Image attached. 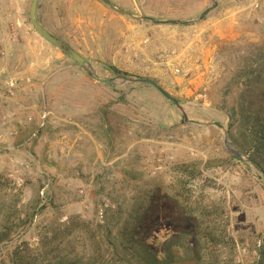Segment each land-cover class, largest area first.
<instances>
[{
  "label": "rangeland",
  "instance_id": "374dc122",
  "mask_svg": "<svg viewBox=\"0 0 264 264\" xmlns=\"http://www.w3.org/2000/svg\"><path fill=\"white\" fill-rule=\"evenodd\" d=\"M111 1L136 16L190 22L154 23L101 0H37L36 21L80 65L35 30L31 0H0V220L12 227L0 264L55 254L67 239L59 224L71 215L100 221L116 200L142 206L139 235L158 256L169 246L177 264H260L264 171L253 158L264 167L255 152L264 0H216L202 19L211 0ZM137 77L155 79L182 109Z\"/></svg>",
  "mask_w": 264,
  "mask_h": 264
},
{
  "label": "trees",
  "instance_id": "16d2710c",
  "mask_svg": "<svg viewBox=\"0 0 264 264\" xmlns=\"http://www.w3.org/2000/svg\"><path fill=\"white\" fill-rule=\"evenodd\" d=\"M113 69L120 72L115 67ZM259 139L260 146L256 147L255 152L257 156H264V131L259 134ZM262 158L264 161V157ZM253 160L264 171L259 159ZM184 170L191 176L195 175L187 165L184 166ZM184 174L191 178L187 173ZM114 204L103 208L100 221L93 222L71 215L65 223L59 224L58 233L67 238L62 241L63 247H59L60 251L55 254L46 252L40 262H33L30 257H18L21 264H177L180 258L176 257L177 254L169 246L165 247L162 256H158L139 235L137 218L141 213L137 210L142 209V206L125 208L121 206L120 200L114 201ZM106 213H110L112 217L107 218ZM195 228L198 229V224ZM11 229L8 219L0 220V244L9 238ZM203 229L201 233L203 237L217 240L211 229L207 227ZM79 240L80 245L77 246ZM259 263L264 264V261L261 259ZM199 264L219 263L202 261Z\"/></svg>",
  "mask_w": 264,
  "mask_h": 264
},
{
  "label": "water",
  "instance_id": "95a60500",
  "mask_svg": "<svg viewBox=\"0 0 264 264\" xmlns=\"http://www.w3.org/2000/svg\"><path fill=\"white\" fill-rule=\"evenodd\" d=\"M102 2H104L106 5H108L109 7L115 9L116 11L120 12V13H124L127 15H130L132 17L135 18H141V19H149L154 23H166V24H186L188 22H190V20H180V19H155L152 18L148 15H140V16H136L134 14H132L129 11H126L125 9L122 8H118L116 7L111 0H101ZM37 0H31L30 3V7H29V17L31 20V23L33 25V27L35 28V30L43 37L45 38L47 41H49L51 44H53L54 46H56L57 48H59L60 50H62L63 52L74 56L77 59L78 64L80 65H85V59L76 51L74 50L71 46H69L68 44L60 41L59 39L55 38L54 36H52L51 34H49L47 31H45L36 21L35 19V15H34V10H35V5H36ZM211 5H209L208 7H206L199 15L196 19H202L206 13H208L210 10H212L214 7H216L217 5V1L216 0H211ZM86 71L88 74H92L91 70L86 67ZM92 77L94 79H96L97 81L103 82V83H108V84H112L113 83V79H106V78H101L98 77L96 75H92ZM136 80L139 81H143V82H147L149 84H151L153 87H155L166 99L170 100L172 103H174L176 106H178L180 109H182L181 104L179 103V100L173 96L171 93H169L161 84H159L155 79L151 78V77H137L135 78ZM184 118L186 119V115L183 113ZM213 124L217 125L218 127H220L221 129H224V126L222 123H220L219 121H213ZM224 143L226 148L233 154V157L236 159H240L243 160L244 158L241 155V152L239 150H236L233 146V144L231 142H229L227 134H224Z\"/></svg>",
  "mask_w": 264,
  "mask_h": 264
}]
</instances>
